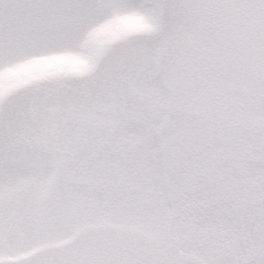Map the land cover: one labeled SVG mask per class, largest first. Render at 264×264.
<instances>
[{
  "label": "snow or ice",
  "instance_id": "snow-or-ice-1",
  "mask_svg": "<svg viewBox=\"0 0 264 264\" xmlns=\"http://www.w3.org/2000/svg\"><path fill=\"white\" fill-rule=\"evenodd\" d=\"M0 264H264V0H0Z\"/></svg>",
  "mask_w": 264,
  "mask_h": 264
}]
</instances>
